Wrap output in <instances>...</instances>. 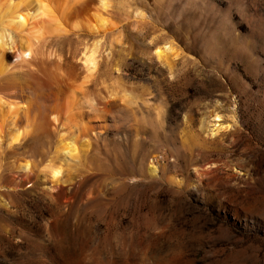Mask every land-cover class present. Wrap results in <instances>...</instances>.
Wrapping results in <instances>:
<instances>
[{
    "label": "rangeland",
    "instance_id": "obj_1",
    "mask_svg": "<svg viewBox=\"0 0 264 264\" xmlns=\"http://www.w3.org/2000/svg\"><path fill=\"white\" fill-rule=\"evenodd\" d=\"M111 2L122 36L99 50L93 89L115 91L112 60L130 72L132 139L98 133L69 169L72 194L0 192V264H264V0ZM163 37L170 73L152 47ZM212 110L225 126L213 135ZM30 144L36 162L48 144Z\"/></svg>",
    "mask_w": 264,
    "mask_h": 264
},
{
    "label": "bare ground",
    "instance_id": "obj_2",
    "mask_svg": "<svg viewBox=\"0 0 264 264\" xmlns=\"http://www.w3.org/2000/svg\"><path fill=\"white\" fill-rule=\"evenodd\" d=\"M112 4L111 0H0V167L5 158L10 167L7 173L0 171V179L9 182L0 184V192L19 194L29 184L40 194L50 188L56 190L53 194H72L82 179L69 169L81 159L93 158L98 133L114 131L126 141L132 139L135 101L130 72L123 74L118 61L112 60L109 71L117 83L115 91L100 94L93 89L99 50L104 45L111 50L122 36L117 23L123 18L113 12ZM131 33L126 32L128 42ZM171 43L163 37L152 45L169 73L175 53ZM147 101L143 99V109ZM201 127L213 135L225 126L212 110L202 117ZM39 141L48 144L47 150L41 159L30 161L28 146ZM155 167L150 166L152 173ZM44 178L51 187L44 186ZM48 253L55 260L63 256L57 244Z\"/></svg>",
    "mask_w": 264,
    "mask_h": 264
}]
</instances>
